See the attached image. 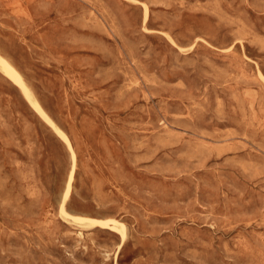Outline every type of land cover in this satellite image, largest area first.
I'll list each match as a JSON object with an SVG mask.
<instances>
[{
  "label": "rangeland",
  "instance_id": "rangeland-1",
  "mask_svg": "<svg viewBox=\"0 0 264 264\" xmlns=\"http://www.w3.org/2000/svg\"><path fill=\"white\" fill-rule=\"evenodd\" d=\"M0 57V264H264V0H0Z\"/></svg>",
  "mask_w": 264,
  "mask_h": 264
},
{
  "label": "bare ground",
  "instance_id": "bare-ground-1",
  "mask_svg": "<svg viewBox=\"0 0 264 264\" xmlns=\"http://www.w3.org/2000/svg\"><path fill=\"white\" fill-rule=\"evenodd\" d=\"M146 17V16H145ZM0 67L7 73V75H9L14 81L15 83H18L20 85V87L23 89V91L26 93L27 99H30L31 102L33 103L34 106H36L38 108V110L40 111V113L43 115V117L49 121L52 125V121L49 119V117L42 111L40 104L38 103L37 99L32 95V93L27 89V87L25 86V84L22 82L20 76L17 74L16 70L14 69V67L9 64V62H7L6 60L2 59L0 57ZM31 90V89H30ZM25 96V95H24ZM30 102V101H28ZM54 126V125H53ZM56 127V126H55ZM54 127V128H55ZM56 129V128H55ZM59 132V129H56ZM63 133V131H62ZM60 134V132H59ZM64 137V134H61L60 137ZM63 139H66V137H64ZM64 212V211H62ZM81 218V216H79ZM88 220H91L90 218H88ZM94 220V219H93ZM91 221V223L95 222V221ZM100 220V219H99ZM85 221V220H84ZM108 221V220H107ZM98 222V221H97ZM101 222V221H100ZM88 224V223H87Z\"/></svg>",
  "mask_w": 264,
  "mask_h": 264
}]
</instances>
